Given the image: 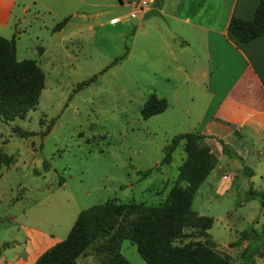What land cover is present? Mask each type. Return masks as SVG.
I'll return each instance as SVG.
<instances>
[{
  "label": "rangeland",
  "instance_id": "obj_1",
  "mask_svg": "<svg viewBox=\"0 0 264 264\" xmlns=\"http://www.w3.org/2000/svg\"><path fill=\"white\" fill-rule=\"evenodd\" d=\"M17 1L26 7L21 25L12 16L0 32L10 37L13 26L24 29L16 40V58L39 62L44 78L33 108L0 120V151L13 158L0 166V239L23 236L26 226L64 236L77 211L106 199L159 202L184 156L178 143L170 161L159 163L162 147L173 134L192 130L197 112L182 111L187 98L177 95L186 85L172 91L175 82L140 68L139 39L130 42L141 20L136 0ZM113 15L118 19L109 21ZM62 18L61 27L52 30ZM128 48L132 54L125 57ZM91 76L94 80L74 89ZM151 94L163 98L165 108L142 118L140 109ZM15 126L30 134L18 135ZM218 162L221 170L214 168L205 178L190 207L211 216L206 239L230 256V264H241L246 243L254 250L253 264H264L259 254L264 251V176L262 182L256 178L252 190L247 175L232 170L233 183L218 194L209 183L214 174L231 169L230 161ZM153 166L145 175L138 171ZM246 228L251 229L245 242H236ZM185 232L177 242L196 238L192 230ZM101 240L89 245L91 252ZM118 251L131 264H146L126 239Z\"/></svg>",
  "mask_w": 264,
  "mask_h": 264
},
{
  "label": "crops",
  "instance_id": "obj_2",
  "mask_svg": "<svg viewBox=\"0 0 264 264\" xmlns=\"http://www.w3.org/2000/svg\"><path fill=\"white\" fill-rule=\"evenodd\" d=\"M256 2L147 0L144 8L135 10L141 20L133 27L130 42L139 39L136 59L140 68L175 82L172 91L186 85L177 95L187 98L182 111L197 112L192 130L204 135L203 142L215 156L214 165L195 192L214 168L221 170L218 160L226 166L227 161L231 163L229 171L214 174L215 181L209 183L218 194L233 183L236 173L232 170L243 171L251 189L256 178L262 182L264 176V31L251 40L239 41L226 28L232 14L251 17ZM25 11L22 2L0 0V29L9 25L12 16L21 25ZM111 19L118 17L113 15ZM23 31L13 26L10 37L14 39L15 58L16 40ZM131 54L128 48L125 57ZM219 140L237 155L222 152ZM24 229L23 236L11 238V244L0 250V264H31L43 250L64 237L36 227ZM259 254L264 257L263 250ZM73 264H98V260L88 246Z\"/></svg>",
  "mask_w": 264,
  "mask_h": 264
},
{
  "label": "trees",
  "instance_id": "obj_3",
  "mask_svg": "<svg viewBox=\"0 0 264 264\" xmlns=\"http://www.w3.org/2000/svg\"><path fill=\"white\" fill-rule=\"evenodd\" d=\"M64 20L55 22L52 29H59ZM226 28L239 41L251 40L262 33L264 0H257L249 18L230 15ZM43 78L44 74L34 59L15 58L13 37L0 35V120L22 117L33 108L43 86ZM91 80L94 76L77 82L74 89ZM165 105L163 98L151 94L141 107L140 116L146 118L160 112ZM13 130L21 136L30 134L18 126ZM203 136L196 130L178 132L162 147L159 163L170 161L171 152L178 143H181L184 156L177 166L176 177L159 202L146 204L133 199H106L82 208L77 211L64 237L43 250L31 264H73L75 258L99 238L102 240L93 247L98 264H131L118 251L122 239L134 244L146 264H230V256L214 249L212 241L206 239L211 216L199 214L190 207L196 188L215 163V156L203 142ZM219 142L222 152L229 156L237 155L230 145L222 140ZM12 161L11 155L0 151V166H7ZM43 165L47 167L46 161ZM153 168L156 166L138 171L145 175ZM62 181L60 178L58 182ZM263 194L260 193L261 202ZM185 229L192 230L196 238L177 242L188 235ZM250 229H243L236 242L247 238ZM10 244V241H2L0 250ZM253 251L248 250L246 243L241 251V264H253Z\"/></svg>",
  "mask_w": 264,
  "mask_h": 264
},
{
  "label": "built area",
  "instance_id": "obj_4",
  "mask_svg": "<svg viewBox=\"0 0 264 264\" xmlns=\"http://www.w3.org/2000/svg\"><path fill=\"white\" fill-rule=\"evenodd\" d=\"M132 2L134 4H136L139 9H141V8H144L146 6L147 0H138V1L136 0V1H132ZM263 180H264V178H263ZM263 189H264V183H263Z\"/></svg>",
  "mask_w": 264,
  "mask_h": 264
}]
</instances>
